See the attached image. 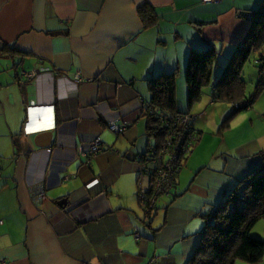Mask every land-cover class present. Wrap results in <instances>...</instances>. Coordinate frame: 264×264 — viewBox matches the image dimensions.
Masks as SVG:
<instances>
[{
	"label": "crops",
	"instance_id": "crops-1",
	"mask_svg": "<svg viewBox=\"0 0 264 264\" xmlns=\"http://www.w3.org/2000/svg\"><path fill=\"white\" fill-rule=\"evenodd\" d=\"M261 1L0 0V264H187L204 228L193 223L201 204H222L261 165L262 152L213 195L199 190L200 203L186 204L188 190L178 192L176 181L150 217L138 201L118 199L116 185L142 169L135 124L145 121L138 110L149 100L147 81L176 72L182 82L190 54L211 47L220 67ZM141 7L154 18L147 28ZM105 104L127 121L114 142L99 117ZM44 132L52 144L36 148ZM94 138L101 150L89 155ZM64 199L66 211L57 205Z\"/></svg>",
	"mask_w": 264,
	"mask_h": 264
},
{
	"label": "trees",
	"instance_id": "trees-1",
	"mask_svg": "<svg viewBox=\"0 0 264 264\" xmlns=\"http://www.w3.org/2000/svg\"><path fill=\"white\" fill-rule=\"evenodd\" d=\"M139 15L145 28L153 25L154 18L148 9L139 8ZM250 21L251 26L246 31L241 46L230 57L228 65L212 84V101H225L231 106V114L227 118L252 107L256 98L264 91V0L261 1L259 9L252 13ZM251 58L256 62L258 78L253 94L246 97L242 70ZM216 61L217 52L212 47L190 54L185 71L188 106L200 99L204 87L211 85ZM175 75L176 72L162 74L148 80L149 100L143 102L140 107L142 112L138 117L145 119L147 135L156 138L155 147H148L140 161L142 169L139 173L148 175L150 183L157 166L155 161L157 151L161 149L164 137L170 135L181 139L184 131H187L185 124L181 123V117L189 114L177 110ZM164 122L168 123V127L162 128ZM189 126L198 141L193 124ZM186 149L187 153L191 151V148L184 146V150ZM259 157L261 165L239 183L241 187L231 191L222 204L210 209L207 215L201 217L205 221L204 228L200 234L199 244L187 264H235L237 260L247 264H258L263 260L264 240L250 236L255 224L264 219V152L260 153ZM185 160L186 155L183 156L180 170ZM147 162L155 164L154 170L147 169ZM176 181L177 176L173 189ZM150 194L149 187L146 195ZM170 195L172 191L168 197ZM136 197L146 217H150L157 210L156 207L149 210L148 203L140 198V191Z\"/></svg>",
	"mask_w": 264,
	"mask_h": 264
},
{
	"label": "rangeland",
	"instance_id": "rangeland-1",
	"mask_svg": "<svg viewBox=\"0 0 264 264\" xmlns=\"http://www.w3.org/2000/svg\"><path fill=\"white\" fill-rule=\"evenodd\" d=\"M226 54L222 57H225ZM228 57L230 56L228 55ZM219 61L221 62V57ZM253 62L254 59L251 58L242 70L246 97L253 94L257 82V67ZM222 64L218 67L216 61L212 81L216 82V71H218L217 76H220L224 67L228 65V59L223 66H221ZM178 78L176 79V101L180 106H183L184 110H188L185 76L182 77V82ZM212 96V85L204 87L200 99L191 105L188 113L193 118L194 130L197 132L199 140L194 143L191 151L186 154L185 164L177 175L178 184L176 188L178 192L183 193V191L188 190L186 204L204 201L198 193L199 190L209 191V194L213 195L218 190L217 186L221 183L226 184L233 176L242 174L241 165L245 160L260 151L264 152V91L256 98L252 107L241 110L230 118H227L231 114L230 104L217 100L212 103ZM135 125L138 137L136 148L144 152L147 147H155L156 138L147 135L145 121H138ZM107 132L109 133L108 137L114 142L116 140L115 135L110 131ZM146 165L148 170H154L155 168V164L152 162H147ZM138 174L123 173L116 185L119 191L118 199L126 206L136 204V194L139 191L146 192L150 187L149 176L141 173L139 179H137ZM166 198L169 197H161L158 205H161L163 203L162 199ZM205 202L206 204H201L202 213L200 216L207 215L210 209L213 208V204H210L208 200ZM178 204L180 206L186 205L183 200ZM199 208L200 205L195 206L193 210L191 208L187 210L195 212ZM195 219L197 220L195 221ZM195 222L205 224V221L200 217L194 218L193 223ZM250 236L264 240V219L255 224L250 231ZM235 264L247 263L237 260ZM258 264H263V261Z\"/></svg>",
	"mask_w": 264,
	"mask_h": 264
},
{
	"label": "built area",
	"instance_id": "built-area-1",
	"mask_svg": "<svg viewBox=\"0 0 264 264\" xmlns=\"http://www.w3.org/2000/svg\"><path fill=\"white\" fill-rule=\"evenodd\" d=\"M220 0H202L205 4L216 3ZM35 76L34 73L25 74L27 79H31ZM116 105V102H110L111 105ZM102 105H97L94 107L98 112L100 111V107ZM107 107V104L104 105ZM115 107V106H113ZM113 107L108 109L104 115L99 116L102 121L106 124L109 131L115 135H124L126 128H127V121L121 116L119 111H115ZM141 107V106H140ZM139 107V114L142 112V109ZM180 122V120H179ZM181 123L185 124L184 135L181 139L174 138L173 136L166 135L164 137V142L162 147L159 151H157V157L155 161L157 163L156 170L152 173V182L150 183L151 194L146 195V192L140 191V198L143 201L148 203L149 210H152L156 207L158 200L161 197H168L170 192L174 187L175 177L178 175L180 171V164L182 163L183 156L186 155L187 149L184 150V146L188 149L192 148L194 143L197 141L196 138L193 136L190 126L193 124V118L188 116L181 117ZM168 127V123L164 122L163 127ZM174 138L173 140H171ZM182 146V149L180 147ZM101 143L98 138H94L93 140L89 141L87 144L88 154L89 155H96L101 149ZM181 155V156H180ZM144 174V173H143ZM146 174V173H145ZM97 181H94L87 187H90ZM88 189V188H87ZM38 199L39 202H44L46 200L44 195V190H40L38 192ZM3 225V221L0 220V226Z\"/></svg>",
	"mask_w": 264,
	"mask_h": 264
},
{
	"label": "water",
	"instance_id": "water-1",
	"mask_svg": "<svg viewBox=\"0 0 264 264\" xmlns=\"http://www.w3.org/2000/svg\"><path fill=\"white\" fill-rule=\"evenodd\" d=\"M52 139H53V134L52 132H44L36 135L33 139V145L36 148L39 149H46L51 146L52 144ZM68 201L63 200L62 202H59L57 205L63 209H66L68 207Z\"/></svg>",
	"mask_w": 264,
	"mask_h": 264
},
{
	"label": "flooded vegetation",
	"instance_id": "flooded-vegetation-1",
	"mask_svg": "<svg viewBox=\"0 0 264 264\" xmlns=\"http://www.w3.org/2000/svg\"><path fill=\"white\" fill-rule=\"evenodd\" d=\"M87 152H88V149H87ZM98 154V153H97ZM94 181H97V184H98V182H99V180H94ZM64 211H66L65 209H64Z\"/></svg>",
	"mask_w": 264,
	"mask_h": 264
}]
</instances>
